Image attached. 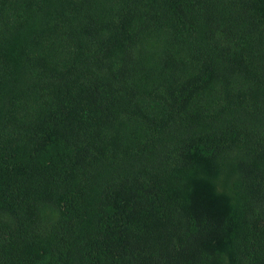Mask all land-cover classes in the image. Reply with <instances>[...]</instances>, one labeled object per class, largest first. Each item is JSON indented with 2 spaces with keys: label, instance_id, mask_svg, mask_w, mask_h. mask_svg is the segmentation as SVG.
Masks as SVG:
<instances>
[{
  "label": "trees",
  "instance_id": "16d2710c",
  "mask_svg": "<svg viewBox=\"0 0 264 264\" xmlns=\"http://www.w3.org/2000/svg\"><path fill=\"white\" fill-rule=\"evenodd\" d=\"M0 264H264V0H0Z\"/></svg>",
  "mask_w": 264,
  "mask_h": 264
}]
</instances>
